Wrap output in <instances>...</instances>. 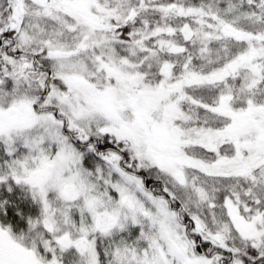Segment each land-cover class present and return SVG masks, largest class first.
<instances>
[{"label":"rangeland","instance_id":"rangeland-1","mask_svg":"<svg viewBox=\"0 0 264 264\" xmlns=\"http://www.w3.org/2000/svg\"><path fill=\"white\" fill-rule=\"evenodd\" d=\"M157 1L162 0H104L103 4L18 0L10 26L19 33L24 50L47 52L39 60L53 66L44 106L58 108L61 118L53 111L35 112L36 98L29 94L36 87L30 76L33 63L0 53V264H100L98 244L105 249L107 264H219V256L196 255L175 212L164 200L145 193L140 181L120 168L119 157L106 156L105 168L90 170L60 131L66 123L82 142L93 135L113 136L130 148L141 165L172 175L185 190L195 186L201 200L205 191L197 183V170L264 180V104L234 111L225 98L219 110L231 117V123L223 129L191 126L192 117L180 107L192 101L182 90L193 83L233 76L247 85L256 84L257 60L264 47H253L220 74L146 85L152 65L162 67L157 49L146 43V29L138 31L140 38L132 42L107 30L112 18L144 22L142 14ZM160 10L176 16L192 11L178 5ZM199 23L212 32L200 34L197 28L189 36L194 34L203 43L221 36L219 24ZM159 34L160 30L153 39L161 45ZM162 68V74L169 76L170 67ZM5 85H10L12 99L4 100ZM225 144L235 148L234 155L212 163L185 153L190 146L216 152ZM240 206L245 205L239 198L228 201L229 219L223 217L217 229L198 221L195 233L206 230L205 242L231 252L236 251L230 234L233 226L241 238L264 251V215L242 216ZM35 207L44 230L38 247L17 241L6 219L10 209Z\"/></svg>","mask_w":264,"mask_h":264},{"label":"trees","instance_id":"trees-1","mask_svg":"<svg viewBox=\"0 0 264 264\" xmlns=\"http://www.w3.org/2000/svg\"><path fill=\"white\" fill-rule=\"evenodd\" d=\"M97 2L103 4L104 0ZM17 3L18 0H0L2 30L0 53L3 52L16 60L27 59L33 63L30 76L33 77L36 87H31L29 94L30 97L36 98L34 110L37 113L53 111L60 119L58 108L44 106L49 98L53 66L45 61L41 64L39 60L44 58L47 52L33 54L24 50L19 33L10 26L11 15ZM154 3L155 7L142 14L144 22L141 18L134 20L112 18L107 30L111 36L132 42L140 38L138 31L146 29V43L157 49V60L160 65L170 67V74L165 77L162 74V67L152 65L144 79L146 85L156 86L163 80L177 83L184 79L206 78L220 74L234 66L253 47H264V0H162ZM171 5L192 11L176 16L160 10ZM200 20L215 26L219 24L217 28L220 29L221 36L210 38L206 43L196 38L194 34L189 36L188 32L197 28L200 29V34L212 32L207 24H200ZM186 28H189L187 33ZM158 30L161 45L155 43L153 39V34ZM237 33L248 39L237 38ZM257 61L260 73L256 84L247 85L240 77L230 76L222 81H206L184 86L183 95L192 101L182 102L180 107L192 117L190 125L203 129L227 127L231 123V117L219 110L225 98H228L229 106L234 111L245 110L250 104H264V55ZM1 94L4 100L12 99L10 85H5ZM65 124L60 130L61 134L75 150L82 164L90 170H95L97 167L105 168L104 157L109 155L119 157L120 168L139 180L145 193L164 200L168 209L175 212L186 237L194 244L196 255L203 258L219 256V264H232L235 261L241 264H264V251L241 238L233 226H230V234L236 251L231 252H223L205 242L206 230L195 233L198 221L217 229L223 217L229 219L228 201L237 198L245 205L239 207L242 216L264 215V180L256 182L252 178L209 175L197 170L199 174L197 183L205 191V197L201 200L195 186L193 187L196 192L193 187L185 190L172 175L156 166L141 165L123 141L104 134L93 135L87 142H82L74 132L67 130ZM234 149L229 144L221 146L216 152L201 146H190L185 148V153L191 158L212 163L220 156L234 155ZM38 213L37 207L33 210L21 209L18 212L9 210L6 219L17 241L27 246L41 245L44 230L37 222ZM13 220L19 221L18 226L13 224ZM205 229L208 230L207 227ZM97 252L100 264H107L105 249L101 244L97 245Z\"/></svg>","mask_w":264,"mask_h":264}]
</instances>
